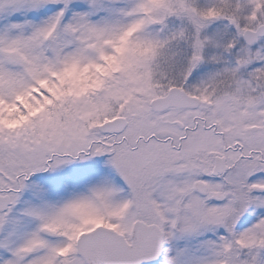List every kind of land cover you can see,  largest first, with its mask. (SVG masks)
I'll return each instance as SVG.
<instances>
[{"label": "snow or ice", "instance_id": "6c2138e0", "mask_svg": "<svg viewBox=\"0 0 264 264\" xmlns=\"http://www.w3.org/2000/svg\"><path fill=\"white\" fill-rule=\"evenodd\" d=\"M0 264H264V0H0Z\"/></svg>", "mask_w": 264, "mask_h": 264}]
</instances>
